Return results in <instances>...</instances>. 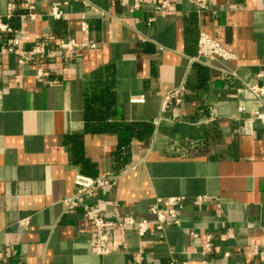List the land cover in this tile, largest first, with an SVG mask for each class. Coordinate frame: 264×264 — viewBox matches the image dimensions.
Wrapping results in <instances>:
<instances>
[{
    "label": "crops",
    "instance_id": "crops-1",
    "mask_svg": "<svg viewBox=\"0 0 264 264\" xmlns=\"http://www.w3.org/2000/svg\"><path fill=\"white\" fill-rule=\"evenodd\" d=\"M157 3L0 0V264H136L140 251L141 264H264V107L248 89L264 73V0ZM201 31L236 59L194 61ZM69 39L97 47L65 53ZM76 175L112 176L88 203L147 221L146 236L112 228L96 255L93 224L64 204ZM173 197L179 223L159 229L151 208Z\"/></svg>",
    "mask_w": 264,
    "mask_h": 264
},
{
    "label": "built area",
    "instance_id": "built-area-1",
    "mask_svg": "<svg viewBox=\"0 0 264 264\" xmlns=\"http://www.w3.org/2000/svg\"><path fill=\"white\" fill-rule=\"evenodd\" d=\"M25 3L30 4V0H23ZM157 1L156 12L160 13L170 9L173 3L176 0H155ZM193 4L196 9L201 12L207 9L211 0H185ZM68 4L67 1L63 2V6ZM136 8H139V3L134 5ZM31 7V6H30ZM13 9V5H10L9 10ZM51 16L56 20H61L64 16V9L58 5L52 7ZM31 19H35V15H30ZM153 19H149V22H152ZM1 32H11V29L0 23ZM82 32L88 33V25H82ZM15 45H19V40L16 39ZM59 49L65 53H72L79 49H95L97 47L94 43H79L74 39H69L67 41H61L59 43ZM12 51V49L5 46L0 47V53H6ZM18 54V63L19 65H25L26 63L43 58L45 55L44 45H40L32 49L31 51L20 49L16 52ZM236 59V56L223 47L214 37L205 31H201L197 44V57L194 58V61H204L208 63H218L221 66H224L227 62H232ZM44 73L42 69L39 70L37 77H43ZM261 81L257 84L248 85V89L251 93L257 97L263 107H264V73L259 75ZM181 89L175 90L167 94L163 98V106L167 105L171 101L180 102ZM142 99H133V102H141ZM240 112H245L244 108L240 109ZM252 120H260L264 122V110L256 111L252 114ZM75 186L77 188L76 193L69 198L64 200V204L67 208L81 209L83 216L86 220L91 222L95 228V241L93 246V252L98 256H106L110 253V235L109 230L112 228H117L119 231L124 232L127 227H134L138 235L143 238L146 236L149 224L147 221H137L133 217L123 216L118 212L117 204L115 207V219L107 220L103 216V207L91 205L88 203V199L94 198L99 189L115 184V179L110 175H103L97 178L87 177L84 175H76L75 177ZM199 202H208L209 197H199ZM184 198L173 197L169 198L166 201H161L160 199L152 206L151 213L157 218L156 225L159 229L162 228V225L170 220L173 223H179V217L177 214V209L182 207ZM21 224L26 226L28 221H22ZM193 236H195L192 233ZM211 236L207 237L206 248L210 247ZM257 254L264 255V252H256ZM143 252L140 253L135 258L136 264H141L143 261Z\"/></svg>",
    "mask_w": 264,
    "mask_h": 264
}]
</instances>
